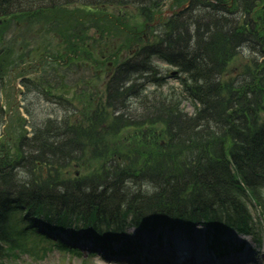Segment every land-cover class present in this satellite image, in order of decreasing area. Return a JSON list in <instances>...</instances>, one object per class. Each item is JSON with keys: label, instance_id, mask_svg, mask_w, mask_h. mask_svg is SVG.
I'll return each instance as SVG.
<instances>
[{"label": "trees", "instance_id": "16d2710c", "mask_svg": "<svg viewBox=\"0 0 264 264\" xmlns=\"http://www.w3.org/2000/svg\"><path fill=\"white\" fill-rule=\"evenodd\" d=\"M170 3L174 11L165 18L161 8ZM130 6L138 13L123 47L130 55L95 94L97 104L84 87L64 102L48 81H21L27 94L35 88L36 97L55 100L66 114L31 125L32 135L14 145L8 131L1 133L0 264L17 240L46 239L35 231L38 219L104 239L105 226L115 225V236L127 221L204 222L218 234L247 233V206L264 212V0H0V90L12 64L14 43L3 38L13 22L46 28L57 15L68 19L57 34L79 35L62 56L85 61L95 42L87 45L76 18L95 24L109 8ZM244 47L256 56L234 68ZM155 59L176 70L178 91L146 92L164 80ZM6 115L0 105L4 127Z\"/></svg>", "mask_w": 264, "mask_h": 264}, {"label": "rangeland", "instance_id": "374dc122", "mask_svg": "<svg viewBox=\"0 0 264 264\" xmlns=\"http://www.w3.org/2000/svg\"><path fill=\"white\" fill-rule=\"evenodd\" d=\"M72 7H76V5L74 4ZM161 11L163 17L166 18L172 14L174 6L171 3L166 4L161 8ZM107 13L101 15L98 21L95 20L97 16L88 15L90 19L96 21L95 24L89 23V19L84 16L76 18L77 21L82 20L84 22L82 35L88 39H90L89 37L93 38L92 41L87 39V45H92L95 42L94 47L88 48L91 50V56L90 58L85 57V61L73 60L66 62L65 56H62L65 52L64 49L71 42H76L74 41L75 36L79 35V31L72 37H60L57 34V30L60 31L65 28L63 22L68 21V19L60 18L57 15L52 18L53 20L46 28H41V25L38 24L27 26L25 22L20 23L21 25L13 22L7 27L3 40L7 43L13 41L14 47L11 50L10 58L12 64L4 68L2 72L3 79L1 80L4 84L2 90H0V105L3 110L5 109L9 124H6V127L0 125V137L3 130L8 131L14 145L16 143L14 140L19 139L20 135H32L31 125H41L48 119L60 121L66 114V107L56 104L55 100H51L43 94H40V99L36 97L37 90L35 88H31L33 92L27 94L28 84L22 86L21 81L23 79H29L33 83L48 81L52 91L59 94V98L64 99V102L65 100L76 99L81 92L79 88L84 87L88 91L87 93L91 92L93 94L97 104L96 93L99 94L103 90L106 81L115 73L117 65L130 55V51L123 48L124 42L136 32L135 25L132 24L134 21L131 22V20L138 17L136 9L131 6L125 11L123 9L121 11L120 8H109ZM94 25L104 27L105 32L99 29L95 30ZM3 47L8 49L6 44ZM1 48L2 46H0V51ZM58 54L60 58H57ZM251 56L255 57L256 54L244 47L239 50L232 65H235L234 68H238L243 61ZM154 64L161 71L164 80L160 86L149 85L146 92L149 93L156 89L168 91L171 88L178 91V81L171 78L170 74H166L167 71H174V69L157 59L154 60ZM79 80H82V83H79ZM57 87L59 88L56 89ZM74 103H77V101ZM184 107L189 112L193 111L192 106L188 104H184ZM26 110L31 112L32 118L25 114ZM148 192H151V190ZM262 195L264 197V191ZM249 211L255 217V219H252L254 234H256V237L264 238V228L259 224L258 214L250 207ZM41 229H43L42 226L38 231ZM207 231L209 230L207 229ZM104 233L106 232L104 231ZM126 236L129 242L123 239L122 242L113 240L111 242L95 243L93 240L81 239L77 240L78 243L72 244L75 247L72 249L65 243L60 248L57 243L58 240L51 236H45V240L39 234L29 235L19 241L17 240L18 243L14 249L3 259V264H148L149 259L144 262L143 259L141 261L139 259L142 255L146 253L148 255L152 251L156 255L153 258L162 257V260L167 263L169 260L177 261L178 259L174 257L173 249L165 245L173 244L172 241L174 243L180 242L183 247L192 250H195V245L200 241L201 245L198 250L204 257L199 259L203 261L198 264H210L211 262L213 264H264V242L260 241L259 243L262 244H259L254 237H243L236 231L228 232V235L222 238L219 243H223L229 251L237 249L240 245L244 249H241L239 253L234 251V255L225 256H214L206 251V247L213 237L208 234L206 239V227L203 225L195 226L192 229V233L189 235L192 237L191 239H187L189 236H184L182 232L170 231L166 228L153 233L131 228ZM156 240L164 244L155 247ZM193 240L194 243H189ZM67 246L68 249L65 248ZM250 249L257 255L245 253ZM219 250L221 251V246ZM186 260V256L183 255L181 261L177 262L181 264Z\"/></svg>", "mask_w": 264, "mask_h": 264}, {"label": "bare ground", "instance_id": "6f19581e", "mask_svg": "<svg viewBox=\"0 0 264 264\" xmlns=\"http://www.w3.org/2000/svg\"><path fill=\"white\" fill-rule=\"evenodd\" d=\"M236 231V228L234 229ZM226 231H230V228L227 229ZM164 244L163 242H159L157 241L156 242V247H160V245ZM166 246H171V244H165ZM198 248V247H197ZM190 259V258H189ZM187 259L186 262H184V264H191L192 260L190 259ZM150 263L149 264H166L163 260H162V257L161 258H156V259H152V256L150 257ZM212 263V262H211ZM198 264V263H197ZM228 264V263H226Z\"/></svg>", "mask_w": 264, "mask_h": 264}]
</instances>
